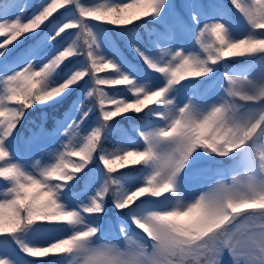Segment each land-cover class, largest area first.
Here are the masks:
<instances>
[{
    "label": "snow or ice",
    "instance_id": "1",
    "mask_svg": "<svg viewBox=\"0 0 264 264\" xmlns=\"http://www.w3.org/2000/svg\"><path fill=\"white\" fill-rule=\"evenodd\" d=\"M0 264H264V0H0Z\"/></svg>",
    "mask_w": 264,
    "mask_h": 264
},
{
    "label": "trees",
    "instance_id": "2",
    "mask_svg": "<svg viewBox=\"0 0 264 264\" xmlns=\"http://www.w3.org/2000/svg\"><path fill=\"white\" fill-rule=\"evenodd\" d=\"M57 110H58V111L54 112V115H53V114H50V115H49V125H51L52 118L57 117V116L60 115V110H59V109H57ZM48 111H49V109H48ZM27 126H28V125H25V127H27ZM25 127H22V128H21V131H22V132L25 131Z\"/></svg>",
    "mask_w": 264,
    "mask_h": 264
},
{
    "label": "rangeland",
    "instance_id": "3",
    "mask_svg": "<svg viewBox=\"0 0 264 264\" xmlns=\"http://www.w3.org/2000/svg\"><path fill=\"white\" fill-rule=\"evenodd\" d=\"M39 1H40V0H38V2H39ZM33 2H34V3H36V2H37V0H33Z\"/></svg>",
    "mask_w": 264,
    "mask_h": 264
}]
</instances>
